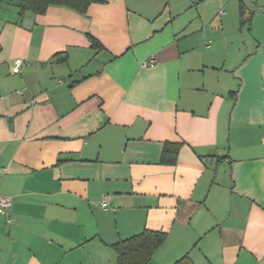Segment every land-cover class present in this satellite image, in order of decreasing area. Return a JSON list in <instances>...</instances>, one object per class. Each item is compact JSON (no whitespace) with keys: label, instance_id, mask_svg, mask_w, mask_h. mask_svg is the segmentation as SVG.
I'll list each match as a JSON object with an SVG mask.
<instances>
[{"label":"crops","instance_id":"0c3cea01","mask_svg":"<svg viewBox=\"0 0 264 264\" xmlns=\"http://www.w3.org/2000/svg\"><path fill=\"white\" fill-rule=\"evenodd\" d=\"M242 1L0 0V264H118L146 230L148 264H264V0Z\"/></svg>","mask_w":264,"mask_h":264},{"label":"trees","instance_id":"16d2710c","mask_svg":"<svg viewBox=\"0 0 264 264\" xmlns=\"http://www.w3.org/2000/svg\"><path fill=\"white\" fill-rule=\"evenodd\" d=\"M93 2L94 0H19L18 7L20 14H24L27 11L35 14H44L52 5L65 6L80 13H86ZM245 8V1H242V16H244ZM96 44V41H94L95 46H97ZM168 152L170 156H166ZM176 152L177 146H173V148L166 147L163 158L172 162L175 159ZM165 238L166 235L164 233L146 230L141 234L120 241L114 245L117 251L118 264H148L165 241ZM186 260L184 258L177 264L186 263Z\"/></svg>","mask_w":264,"mask_h":264},{"label":"built area","instance_id":"2783aa9c","mask_svg":"<svg viewBox=\"0 0 264 264\" xmlns=\"http://www.w3.org/2000/svg\"><path fill=\"white\" fill-rule=\"evenodd\" d=\"M156 63L155 59H150L149 61H146L142 64L143 68H147V67H152L154 66ZM24 61L18 59L13 67V72L15 74H19L22 71V67L24 66ZM262 144L264 147V139L262 140ZM12 204V200L10 197L7 196H0V213L3 215H7V209L11 206ZM102 208H106L107 207V200L105 199L102 204H101ZM9 222H11V219L8 218Z\"/></svg>","mask_w":264,"mask_h":264},{"label":"rangeland","instance_id":"374dc122","mask_svg":"<svg viewBox=\"0 0 264 264\" xmlns=\"http://www.w3.org/2000/svg\"><path fill=\"white\" fill-rule=\"evenodd\" d=\"M177 1H178V0H177ZM179 1H181V0H179ZM191 1H195V0H191ZM245 1H246V3H247L248 5H251L250 0H245ZM223 11L226 12V9H224Z\"/></svg>","mask_w":264,"mask_h":264},{"label":"water","instance_id":"95a60500","mask_svg":"<svg viewBox=\"0 0 264 264\" xmlns=\"http://www.w3.org/2000/svg\"><path fill=\"white\" fill-rule=\"evenodd\" d=\"M250 6H251V5H250ZM252 8H257V7H255V6L252 5Z\"/></svg>","mask_w":264,"mask_h":264}]
</instances>
